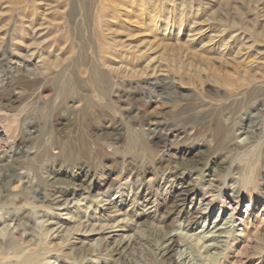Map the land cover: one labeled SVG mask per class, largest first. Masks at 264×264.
<instances>
[{
  "label": "bare ground",
  "instance_id": "1",
  "mask_svg": "<svg viewBox=\"0 0 264 264\" xmlns=\"http://www.w3.org/2000/svg\"><path fill=\"white\" fill-rule=\"evenodd\" d=\"M167 1L133 0L137 14L135 24L139 25L144 20V28L137 31L128 23L129 19H123L127 18L123 7L117 10L122 0H106V6L110 8L106 10L108 15L104 0H100L103 12L96 14H92L94 0H86L82 12L84 27L93 26L92 35L98 46L91 40V46L85 41L73 46L71 35L59 32L58 16L49 17L56 13L52 11L53 0H26L24 4L22 0H0V35L5 33L16 50L21 51L23 43V52H26L23 63L28 74L26 78L6 76L4 85L0 84V141L4 139L23 150L21 135L24 132L19 131L21 127L30 126L36 130L37 145L43 146L40 151L32 152L26 161H21L20 153L0 157V173L4 172L2 177L0 175V209L11 207L12 210H8L11 213L6 217L0 211V264H50L51 261L92 264V260L96 264H176L173 254L180 245L185 248L192 264H233L243 255V248L252 237L254 227L247 231L245 221L242 236L232 237L223 249L210 230L191 231L196 224L201 226L207 221L200 209L196 208V200L212 206L217 199L214 192L187 179L183 172H175L174 183L158 196V217H146L134 210L135 204H139L138 200L135 202L136 198L143 196L142 199H147L151 204L150 199L157 195L152 196V191L140 192L128 203L125 192L127 183L122 185L124 188L121 186L117 189L121 200L111 201L103 208L98 206L97 198L105 188L109 191L115 187L116 179L107 182L110 185L104 184L109 175L117 173L118 179L130 180L134 173L135 177H142L144 181L162 170L159 167L162 163L156 159L158 152L151 150L145 140H138L143 138L141 134L128 132L134 128V124L143 126L145 123L136 116L137 110L130 103L137 102L141 90L157 94L165 89L179 91L180 85L160 80L132 86L128 79L150 72H172L178 79L186 76L188 79L199 78L195 75L204 72L207 77L216 79L230 96L229 99L210 104L206 100H203V104L193 99L180 104L183 107L177 111V124L170 127L184 133L194 128L195 124H209L215 142L225 138L221 160V168L225 171L231 166L225 154L236 149L235 135L231 133L235 116L243 109L250 108V105L260 110L264 108V49L254 48L255 45L245 42L252 39L250 30L255 29L252 28L255 20L244 17L248 9L233 7V15H223L220 21L215 20L214 12L208 16L201 10L202 17L210 20L211 27L214 28L218 22V28H222L220 34L211 31L207 42L211 44L206 48L204 37L196 38L205 27L201 23L202 28L194 30L183 45L188 26L199 15L196 8L187 7L186 1L179 0L174 5L179 3L181 7L174 11L166 5ZM224 4L229 6L226 2ZM201 5L194 0L193 6ZM263 8L255 6L253 12ZM227 10L230 11L229 8ZM107 17L116 22L111 24ZM75 19V14L68 13L65 22L71 24ZM169 24H172L174 31L166 28ZM242 29L249 33L246 38L241 35ZM184 30L187 33L181 37ZM154 31L159 36L166 33L170 44H165L161 37L154 42L152 37H145ZM77 32L76 36L82 34L79 29ZM232 34L229 43H226V38ZM212 44L215 45L211 47ZM23 52L19 53L24 55ZM51 57H56V60L51 61ZM36 60L37 65L33 64ZM10 62L12 60L5 50L0 48V68ZM14 90L19 92V97L13 95ZM24 102L27 110L23 116L20 115V119L7 114L10 106ZM119 103L130 105L131 112L123 115L122 120L118 116ZM113 118L116 119V122H112L117 125L116 129L101 130L100 125L111 122ZM122 133L127 134L128 140L120 163L116 154L107 156L105 150L115 147ZM146 139L149 143L159 144L154 136H147ZM53 150H58L57 156L52 159L58 169L43 179L33 164L48 160ZM253 165L254 161L245 167L246 175L249 170L253 174ZM64 167H69L67 176L63 175L67 173L62 169ZM240 169V166H236L232 168V173L236 175ZM24 170L33 172L36 185H22L23 192L12 197L11 194L19 188L15 186L20 183L19 173ZM206 170L199 169V172L204 174ZM44 185L52 186V191L49 195L40 194L39 198V189ZM37 200L44 205L38 206ZM69 200L74 201L73 209H66L70 220L56 221L54 208ZM222 201L224 203L226 200ZM188 207H191L189 212ZM127 219L135 226L124 225L121 230L134 234L131 244L124 242V238L114 242L100 238L99 245L94 244L95 235H100L106 228L120 227L121 222ZM180 221L188 232L181 231V228L174 229L178 235L168 238L169 231ZM260 224L261 219L256 227ZM133 250H138L137 256L132 255L131 263H128L124 252Z\"/></svg>",
  "mask_w": 264,
  "mask_h": 264
},
{
  "label": "rangeland",
  "instance_id": "2",
  "mask_svg": "<svg viewBox=\"0 0 264 264\" xmlns=\"http://www.w3.org/2000/svg\"><path fill=\"white\" fill-rule=\"evenodd\" d=\"M25 1L26 0H22V4H24ZM53 1L54 3L52 4V11H56V13L49 15V17L55 18L56 15L58 16L57 23L59 24V29H60L59 32L64 35L65 34L71 35L73 39L71 43L73 46L75 45L78 46L83 41H85V43L91 46L90 40L93 43L95 42L94 37L92 35L93 26L90 25V27L88 28L84 27L83 13H82L83 6L85 5L84 2L86 0H53ZM104 1H105L104 2L105 12L107 14L108 11L106 10H109L110 8L109 6H106V0ZM171 1L173 2L167 1L166 5H168V7L174 11L179 10L181 5H179V3L178 5H174L179 0H171ZM180 1H184V2L186 1L185 3L187 4V7H193L194 9L196 8L198 12L197 11L195 12L199 14L198 17H196V19L190 23L191 26H188L187 28L188 33L184 30L183 33L180 35L182 37L185 33H187L183 37L182 40L184 42L183 45H185L186 43L185 41H187L188 38H191L190 36H192L193 34L192 32L194 30L202 28L201 25L203 24H205V27L201 29L200 35L197 36L196 38L204 37L203 40L205 41L204 43L206 44L205 45L206 48H209L211 44V43L209 44L207 43L210 40L209 37H211L212 34L211 31L213 33L217 31V34H220V30L222 29V28H218L220 23L217 22L214 28L211 27L210 20L207 17L204 18L202 17L201 10L204 13H208L207 14L208 16H210L211 13L214 12L215 20L220 21L223 15L226 14L233 15L234 12L233 7L234 8L239 7V8L248 9L244 17L255 20L254 21L255 25L252 26V28L255 29L250 30V33L253 35V37L250 40L246 39L245 40L246 44L248 45L253 44L255 45V47L253 46L254 48L264 49V8H263L264 0H195V2L197 3L200 2L202 4L201 6H193L194 0H180ZM41 2L43 3V1ZM122 2L123 3L118 7L117 10L119 11V8L123 7L125 13L127 12L126 15L127 18H124L122 16L123 19L125 20L129 19L128 23L132 24L131 26L134 27L137 31L138 29L142 30L144 28V20L139 25L135 24L136 23L135 16L137 14H135L136 13L135 8H133V4H132L133 0H122ZM225 2L228 3L227 5L229 6H226V4H224ZM93 4L94 7L92 9V14L103 12L104 9L101 7L102 3L100 2V0H94ZM255 6H259V9L260 8L263 9L261 10L258 9L257 12H253ZM227 8H229L230 11H228ZM68 13H72L76 15V19L71 24L65 22L66 15H68ZM250 13L253 15H251ZM108 19H110L109 22L111 24L116 22V20L113 21L111 17H109ZM195 23L197 24L195 25ZM166 28L172 31L174 27L172 26V24H169L167 25ZM185 28H182V30ZM78 29L82 32V34L76 36L78 33L77 32ZM242 31H243L242 33L240 32L241 35H243V37L246 38V34L249 33L247 32V30L244 29H242ZM10 32H12V29L10 30ZM155 33L156 31H154V33L150 35H146L145 37L146 38L152 37L153 42L159 37H161L162 41L165 44L166 43L170 44L171 42L170 38L167 35H165L166 33L163 34L161 33L160 36L155 35ZM237 34H239V32ZM231 36H233V34L226 38V43H229L230 41L229 38ZM0 37H1L0 48L2 50H5V54L9 56V58L12 60V62H10L9 64L7 63L5 67L0 68V84L3 86L4 85L3 81L6 80L8 76L9 77L13 76L14 78H26L28 74L25 71V67L23 63V60L26 55L25 54L26 52H23V50H25L23 43H22L23 47L21 48V51H19L16 50V46L12 47L10 45V38H8V36L5 33L1 34ZM81 37L82 39L83 38L84 39L82 40ZM124 38H128V36H125ZM196 38L194 39L196 40ZM124 42L126 43V39H124ZM95 44L93 45L98 46L96 42ZM29 45L32 44L30 43ZM214 45L215 44H212L211 47H213ZM19 52H23L24 55L20 54ZM50 60L55 61L56 57H51ZM37 62L38 60L34 61L33 64L37 65ZM170 73L171 74L169 73L161 74V73L150 72L147 73L146 75L140 74V76H138L135 79H128V81L130 82L129 84H131L132 86L134 84L144 85L146 82L149 81L158 82L160 80H166V82L170 84L172 82H176L177 84L180 85L179 91H175V90L170 91L168 89H165L163 90V93L161 92L157 94L149 93L146 89L141 90L139 91L140 97L137 100V102L134 104L130 103L133 109L137 110L136 116L144 120L145 123L143 124V126L139 124H134V128L132 129L130 128L131 130L128 132L141 134V136L144 139L138 138V140H145L146 141L145 143L148 146H150L151 150L158 152L156 159L158 162L162 163V165H159V167L162 170L155 175L150 173V175H153L155 177L153 178L152 176L147 177L144 181L141 180L142 177L141 178L135 177L134 173H133L134 177L130 180H127V178H124L123 180L118 179L117 173H113L109 175L108 181H106L104 184L110 185L107 184V182H112V180L116 179L115 187L109 191L107 190V188H105L103 194H101L97 198L99 202L98 206L100 208H103L106 205H108L111 201L116 202L118 200H121L120 195L117 193L118 191L117 189L122 185H125V183H127L125 192L128 203H130V199H134L133 196L135 194H138L140 192L144 194L145 192L152 191L151 192L152 196L153 194L157 195L150 199L152 205L147 199L143 200L142 199L143 196H140V198H136L135 202L136 200H138L139 204L137 203L135 204L134 210H136L138 214H144L146 217L148 216L158 217L159 214L158 209L160 208L158 206L159 203L158 196H161L163 193H165L169 189L170 184L174 183L173 174L175 172H183L187 176V179L189 178L190 180L195 181L197 184H199L200 187L206 188L207 190L214 192V195L216 196L217 199L215 204L212 206L208 205L207 202H202L199 199L196 200V208L200 209L201 213L207 218V221L203 222L201 226L198 225L199 223L196 224L195 226H193V229L191 231L198 232V231H202L203 229L210 230L211 232H213L212 235L214 237V240L219 242V244H221L222 246L221 249H223L225 248V243L227 241L230 242L232 240V237L239 238L242 236V229L244 228L243 222L245 221L246 223L245 226L247 228V231L254 226L252 237L249 239L247 245L244 246L243 255L240 256V258H238L237 262H233V264H242V262L243 264H264V133H263L264 108L263 110H260L258 109V107L250 105V108L247 107V109L245 110L243 109L241 113L235 116L234 121L231 124V133L235 135L234 144L236 145V149L231 150L228 154L227 153L225 154V156L229 158V162L231 164L230 166L231 169L228 168L225 171L224 169L221 168L222 167L221 160L223 159V154H224L223 141L225 140V138H223L224 140L220 139L217 142H215L212 138L211 127L209 126V124H200V123L195 124L194 128L189 129L184 133L177 132L175 128L170 126H175L173 124H177L176 122L177 111L179 108L183 107V105L180 104H184L185 102H188L193 99L197 100L199 103H203L205 100L208 104L212 102L223 103L224 101L228 100L230 96H228L226 91L223 90L220 87V85H218L216 79H213L211 76L207 77V75H205L206 73L204 72L195 75V77L200 76L199 78H195V79L193 77L191 79H188L187 76L184 79H178L177 77H174L175 75H173L172 72ZM207 73L212 74L210 71ZM2 86H0V88ZM205 88L208 91H206ZM202 89H204V92H202ZM222 90L225 92H223ZM13 95L19 97L20 94L17 90H14ZM130 105L125 106L120 103L118 104L119 120L123 119V115H126L129 112H131L129 110ZM26 110L27 108L25 102L15 103L12 106H10V110H7V114L10 115L11 117H16V118L19 117L20 119V115L23 116ZM112 122H116V119L113 118L111 122L106 123L103 126L100 125L101 130H115L117 125H113ZM225 123L229 124L228 121H226ZM31 128L32 127L30 126H25V127H21L19 131V133L24 132L21 135L23 140L21 142H23L24 144L23 150L22 147H18L17 145L7 143L4 139L3 141H0V152H1L0 157L1 156L4 157L6 155L9 156V154L13 155L14 153L15 154L20 153L21 161L23 160L26 161V158L28 159V156L32 152L36 150L40 151L43 146L37 145V140L35 137L37 135L36 130ZM147 136L150 137L154 136L155 139L159 140V144L156 145L153 144V142L150 143L147 142L146 139ZM127 140H128L127 134L125 133L120 134L115 144L117 146V149L116 146L108 147L105 150L107 156H113L114 154H116L119 157L120 163H122L121 159L123 158L122 155L125 151L124 149L127 146ZM92 147L94 148V146ZM57 153L58 150H53V152L49 154L48 160L43 161L42 164L40 163L33 164L37 168L41 177L42 178L44 177L43 179L46 178L45 176L51 174L52 171H56L58 169L56 163L52 160L54 157L57 156ZM215 157L217 158L214 160ZM252 161H254V165L252 167L253 174L250 173L249 170L247 171V175H246L244 171L246 169L245 167L250 163H252ZM242 165L243 167H241ZM236 166H240L241 169L237 172L236 175H234L232 173V168ZM197 167L199 169H204V170H206L207 168L209 169L206 170L207 171L206 173L202 174L201 172H199V169ZM68 168L69 167L62 168L63 170L65 169L64 172H67V173H63V175L66 176L69 175ZM2 173H0L1 177L3 176ZM19 175H20L19 176L20 183L15 184V186H19V188L11 194L12 197H15L21 192H23L22 185L27 184L30 187H34V185H36V179L33 176L32 171L24 170L21 171ZM49 188L51 189L52 186L48 187L47 185H44L39 189V195L37 196H39L40 198V194L41 196L49 195L52 191V189L50 190ZM122 188H124V186H122ZM218 195H220L221 198H218ZM231 196H237V198ZM44 199L45 198H43V201ZM222 199L226 201L223 203ZM237 201L239 202L236 204L235 202ZM37 205L42 206L44 204L38 201ZM73 205H74V201L69 200L68 202L64 201L61 204H59V207H55L54 213L56 216L55 217L56 221L70 220V216L69 214H67L66 209L69 210L73 209ZM8 210H11V207H6V209H0V211L3 212V214L5 213L4 214L5 217L9 216V214L12 211V210L11 211ZM190 210L191 207H188L187 211L189 212ZM39 213H41L40 210ZM255 218H256V222L254 224ZM260 219L262 220V224L256 227V224L259 222ZM121 224L122 225L120 227H115L114 229L106 228L103 232L100 233V235H95L94 237L96 239L94 244L99 245L100 238H104L105 240H109L112 242L124 238V242H128L127 244H131L132 241L134 240V234L130 232L125 233L124 231L121 230V227L124 225L135 226V224L134 222L132 224V221H128V219L122 221ZM10 228L11 229L13 228V224H11ZM179 228H181V231L188 232L184 228L183 222L180 221L175 225L173 229L169 231L167 237L169 238V236L171 235L177 236L178 234H176L173 230ZM137 251L138 250H133V252L125 251L124 252L125 260L128 263H131V257L132 255H134V257L136 258ZM173 257L176 261V264H192V261L187 258V252L183 247V245H180V248L176 251V253L173 254ZM92 262H93L92 264H96L95 260H92ZM50 264H60V263L56 261H51Z\"/></svg>",
  "mask_w": 264,
  "mask_h": 264
}]
</instances>
